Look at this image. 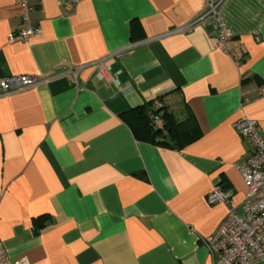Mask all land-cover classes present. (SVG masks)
Returning a JSON list of instances; mask_svg holds the SVG:
<instances>
[{"label":"crops","instance_id":"0c3cea01","mask_svg":"<svg viewBox=\"0 0 264 264\" xmlns=\"http://www.w3.org/2000/svg\"><path fill=\"white\" fill-rule=\"evenodd\" d=\"M207 2L0 0V76L41 79L0 96V239L11 259L212 264L203 238L228 204L206 195L216 184L234 205L246 195L237 164L252 143L234 123L249 116L264 136V0H224L225 48L212 17L192 24ZM26 24L41 33L9 41ZM149 101L174 122L191 117L199 135L180 148L147 140L129 111Z\"/></svg>","mask_w":264,"mask_h":264},{"label":"built area","instance_id":"2783aa9c","mask_svg":"<svg viewBox=\"0 0 264 264\" xmlns=\"http://www.w3.org/2000/svg\"><path fill=\"white\" fill-rule=\"evenodd\" d=\"M223 2L224 0H208L206 11L196 17L192 24L205 17H212L217 22L219 45L225 48L232 32L224 26L222 20ZM22 5L26 10L23 19L27 22L30 6L26 1ZM40 33V28L26 24L12 33L9 41H27ZM95 63L100 67L99 76L104 78L108 71L103 60ZM80 67H70L69 72L76 78ZM40 81L37 76L28 74L0 76V96L24 90ZM259 96L264 97V84L259 89ZM160 108L158 102L152 104L150 118L154 121L160 119ZM234 127L252 143L251 154L237 164L246 186V195L240 205H234L220 184L213 186L207 193L206 200L210 204L227 203L228 212L217 229L203 238V242L211 254L212 264H264V136L259 123L246 115L235 121ZM0 264L31 263L26 256L11 259L0 239Z\"/></svg>","mask_w":264,"mask_h":264},{"label":"trees","instance_id":"16d2710c","mask_svg":"<svg viewBox=\"0 0 264 264\" xmlns=\"http://www.w3.org/2000/svg\"><path fill=\"white\" fill-rule=\"evenodd\" d=\"M151 111L152 101L129 111L135 114L147 140L180 148L199 135L198 133H190L191 129L195 127L191 117L182 122H174L172 114L163 106L160 108V119L154 121L150 118ZM158 121L161 123L158 124Z\"/></svg>","mask_w":264,"mask_h":264},{"label":"water","instance_id":"95a60500","mask_svg":"<svg viewBox=\"0 0 264 264\" xmlns=\"http://www.w3.org/2000/svg\"><path fill=\"white\" fill-rule=\"evenodd\" d=\"M228 197H229V195H228Z\"/></svg>","mask_w":264,"mask_h":264}]
</instances>
